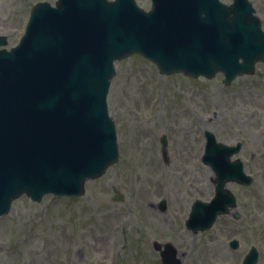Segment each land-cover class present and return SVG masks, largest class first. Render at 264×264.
Here are the masks:
<instances>
[{
	"label": "rangeland",
	"instance_id": "1",
	"mask_svg": "<svg viewBox=\"0 0 264 264\" xmlns=\"http://www.w3.org/2000/svg\"><path fill=\"white\" fill-rule=\"evenodd\" d=\"M39 1L56 0H0V32L12 33L11 44ZM137 1L151 6L150 0ZM250 1L264 29V0ZM256 68L225 85L222 73L162 75L140 55L117 62L108 102L120 161L88 181L83 197L15 200L0 218V264H162L156 240H172L185 252L184 264H242L252 245L264 264V62ZM206 130L229 144L242 141L238 156L256 170L255 181L248 187L231 183L237 209L193 233L184 223L190 204L214 194L213 172L201 161ZM118 193L120 201L114 199ZM235 238L240 246L233 249Z\"/></svg>",
	"mask_w": 264,
	"mask_h": 264
},
{
	"label": "water",
	"instance_id": "2",
	"mask_svg": "<svg viewBox=\"0 0 264 264\" xmlns=\"http://www.w3.org/2000/svg\"><path fill=\"white\" fill-rule=\"evenodd\" d=\"M58 5L36 8L20 52L0 54V196L9 195L0 199V213L23 191L34 199L82 195L86 179L117 161L107 105L113 60L140 52L162 73L210 77L220 70L226 83L264 60V31L249 0H154L151 12L135 0ZM206 139L202 158L218 184L211 203H195L188 220L195 229L236 204L224 188L228 180L252 181L242 161L231 160L240 143L229 146L209 131ZM167 254L165 264H181L175 249Z\"/></svg>",
	"mask_w": 264,
	"mask_h": 264
}]
</instances>
